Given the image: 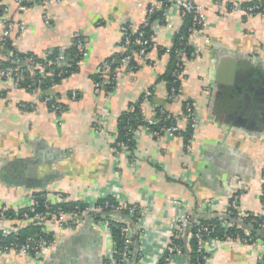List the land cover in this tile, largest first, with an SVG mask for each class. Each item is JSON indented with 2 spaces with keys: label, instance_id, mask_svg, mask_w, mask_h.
Segmentation results:
<instances>
[{
  "label": "crops",
  "instance_id": "0c3cea01",
  "mask_svg": "<svg viewBox=\"0 0 264 264\" xmlns=\"http://www.w3.org/2000/svg\"><path fill=\"white\" fill-rule=\"evenodd\" d=\"M151 1L49 0L18 12L15 0H0L1 60L11 59L1 46L6 28L12 49L22 55L66 53L75 34L87 54L77 73L43 93L65 107L58 115L40 93L0 79V208L21 210L35 194L53 202L57 193L89 205L111 199L136 206L139 218L130 228L142 253L140 264H160L172 221L186 214L197 220L225 216L237 197L240 212L264 215V18L229 9L259 0H221L220 8L214 0H166L146 58H134L137 69L118 68L114 90L95 95L97 67L122 52L120 27L143 23ZM178 1L200 7L204 24L196 47L190 45L196 57L182 59V93L172 99L160 77L169 61L166 51L184 24ZM147 90L153 92L141 108L144 118L163 109L181 132L188 128L184 99L192 101L196 127L188 148L182 137L154 136L142 126L133 132L131 152L116 148L120 115ZM42 226L55 242L42 262L10 254L0 255V264H106L112 254L110 232L96 222L84 219L67 229L53 222ZM208 247V264H259L260 251L239 240ZM172 264L187 259L176 257Z\"/></svg>",
  "mask_w": 264,
  "mask_h": 264
},
{
  "label": "built area",
  "instance_id": "2783aa9c",
  "mask_svg": "<svg viewBox=\"0 0 264 264\" xmlns=\"http://www.w3.org/2000/svg\"><path fill=\"white\" fill-rule=\"evenodd\" d=\"M49 0H15V7L16 11L22 12L27 7L25 4H42L46 3ZM215 5L220 8L221 7V0H214ZM161 2L157 0H152L145 10V19L143 21V26H149L152 30L156 20L154 22H151L150 16L152 15L153 11L155 9H160ZM178 5L180 7V10L182 14H188L192 16V26L189 29V39L187 43L189 45H192L196 47V41L201 36V29L203 28L204 24V13L203 10L195 5L194 3L190 1H178ZM230 10H236V9H242L246 17H254L259 16L264 18V3L262 5H255V6H242V5H231L229 7ZM19 30H24L23 24H18ZM120 33L122 35V43H121V51L125 52L127 50V47L130 46V35H137L138 40L137 43L140 45L139 51L137 53L133 54L134 58L138 59H145L147 56L146 49L149 47V40L143 38V32L138 31L137 27H131L122 25L120 27ZM9 37V29L6 28L3 31L2 36V44L1 46L5 44V40ZM152 40V37H150ZM74 40H76V48L78 51V54L81 56V60L78 63V66L80 68V64L86 57V50L84 47V44L80 41L81 37L79 34L74 35ZM166 52H169L168 50ZM9 57H12L13 53L12 51H8ZM197 55V52H191L189 55V59H194ZM130 55H123L121 60L119 61V67H127L131 60ZM65 56L63 54H58L55 59V64L58 68L63 67L65 64ZM184 58V55L180 58V63L178 64V69L175 71V82L179 83V86L177 88H172L169 93L170 98H175L178 95L182 93V81L184 79V66L182 59ZM1 59H0V79L9 81L14 87H19V84L21 82V75L23 74V70L21 69V66L25 67L27 66L28 72L32 74L37 73V75L43 77L46 75L44 66L40 63H33L30 60H24L21 61L20 59L15 60V67L11 66H2L1 65ZM50 65V64H49ZM114 74L110 72L109 64L104 61L102 62L96 69L95 73L97 74L98 78L100 80H103V82H95L93 81L94 86V94L100 95L103 92V84L106 83L109 80V76L113 75V81L116 82V71ZM31 92L38 93L36 89H32ZM152 92L150 90H147L145 94L143 95L142 102L140 104L141 108L144 105H147L150 103L152 99ZM77 97L76 92L70 93V99L75 100ZM43 102L47 105L48 109L55 113L56 115L62 113L63 108L61 105L52 100V97L46 96L43 99ZM184 106V112L182 115V118L186 121L187 125L189 126L190 130L193 132L196 127V118L194 115V104L189 99H184L183 102ZM132 109V108H131ZM130 109V110H131ZM163 114V113H162ZM166 118H173L171 115L167 114ZM174 121H176L175 118H173ZM146 123L148 126L155 125L157 122L153 119H147ZM146 131L150 132V127H144ZM152 135L157 136V132H150ZM163 135L166 137H181V130L176 125H173L171 127H168L163 130ZM192 136L186 141L185 147L188 148L191 142ZM117 146L119 147L120 151L127 152V148L124 143H117ZM43 198H45L42 195ZM54 200L51 201L47 198H45L44 208L47 209L45 214H35L34 216H29L28 214H24L21 219L18 218H7L4 216L3 212L6 210L5 208H0V233L3 237H7L12 234H17L18 230L24 226H8V223L10 222H17V224H25V226L32 222H37L40 224H46L53 222L55 223L59 229H67V228H74L78 226L84 219H86L88 216H91L95 218L96 216H101V214H104L106 210H109L110 216L107 218H101L97 219L94 222H96L100 227L105 229L106 231L110 232L111 228L116 224H120V232L123 239V249L120 252H116L115 248L113 246V251L111 256L106 260V264H140V261L142 260V253L140 251V247L137 245L136 242L131 238L132 235V229L128 224L124 222V219L121 217H115L111 214V212H118L121 213V206L113 207L111 206L108 201H104L102 205L94 204L89 205L82 203L80 207L75 206L72 210L65 211V209L62 207L65 203L68 202V198L62 194L57 193L54 195ZM38 206L37 201L35 200V197H32L30 200V204L28 205V209H30V213H34L35 208ZM51 207H55V209H52ZM229 208H237V213L235 214V217L238 221H243L244 219L250 218L251 222H256L254 219L257 215L247 214L244 212H240L237 207V197H235L229 204V207L227 211L225 212V217L230 216L232 213L230 212ZM130 214H133V209L129 210ZM195 223V226L197 228V231L194 235L195 240L197 241V249L196 252L201 257V261L203 264H208L209 260L211 258L212 252L210 251L209 247L210 245H213L219 240L215 238H209L207 237L209 234V228L211 226L209 225H201L198 222H195V219H193L189 214H186L185 216H182L179 219H174L172 221L173 223V232L172 237L169 245L166 248L165 254L162 257L161 261H163V264H172V261L176 257H183L184 256V249L186 248L187 252H190V249L187 247L188 240L191 236L187 234L185 237V233L188 230V228ZM232 226V224L228 222H224L221 224V228L224 230L229 229ZM258 228L260 231H264V222L258 223ZM258 237V236H257ZM177 239H183L185 241L183 246L173 244V240ZM187 240V241H186ZM239 242H241L244 245H248L251 247H254L260 251L258 255V263L264 264V240L261 238H254L251 236L250 231L247 229H244L243 232V238L239 239ZM55 245L54 240L52 242H47L43 240L42 238H28L24 244L21 245H11V246H0V255H10V254H23L26 256H29L30 258L34 259L37 262H42L44 259L45 254H47ZM135 247V262H133V258L131 259V247ZM118 255V259L114 258V255ZM138 262L136 263V261Z\"/></svg>",
  "mask_w": 264,
  "mask_h": 264
},
{
  "label": "trees",
  "instance_id": "16d2710c",
  "mask_svg": "<svg viewBox=\"0 0 264 264\" xmlns=\"http://www.w3.org/2000/svg\"><path fill=\"white\" fill-rule=\"evenodd\" d=\"M161 2V7L160 9H155L153 11L152 15L150 16L151 22L159 21L160 23H163V18L165 15V10L168 6V2L166 0H157ZM264 3V0H259L258 2L251 3V4H246L243 5L245 7L248 6H255V5H262ZM32 4L27 3L25 6L28 8ZM0 13H2V10H0ZM184 16V24L178 34L175 36V39L173 41V45L171 49L169 50V61L167 68L165 72L161 75L160 80L163 81L166 85L168 93H170V90L172 88H177L179 86L178 82H175V76L174 73L178 69V64L180 63V58L181 56L189 57L190 53L193 51L190 45L187 43L189 39V29L192 26V16L188 14H183ZM126 26H131L126 24ZM137 30L143 32V38L149 40V47L146 49V53H148L154 46L153 41L150 39V37L153 36L152 30L150 29L149 26L144 27L143 23H141L139 26H137ZM137 35H130V46L127 47V50L125 52H121L118 57L115 58V60H106V62L109 64V69L110 72L114 74L115 70L119 67V61L121 60L123 55H130L131 60L130 63L128 64V70H133L137 69L138 65L136 60L134 59L133 54L137 53L139 49L141 48L140 45L137 43V41L140 39H137ZM81 41V40H80ZM4 48L7 51H12L13 55L10 57L11 59L9 60H2L1 65L2 66H11L15 67V60L20 59L21 61L24 60H30L33 63H40L41 65L44 66V70L46 75L41 77L37 75L36 72L35 74H32L27 70V66L23 67L21 66V69L24 71L23 74L21 75V82L19 84V87L21 88H26L28 91H31L32 89H36L38 93H40V96L42 100L46 97L43 95L44 92L49 90L50 88L54 87L56 84H58L60 81L63 79L71 76L72 74H75L79 71V66L78 63L81 60V56L78 54L77 48H76V40H74V45L73 48L66 52L62 53L66 58L64 62V66L61 68H58L55 64V59L59 52H53V53H48L45 54L43 57L39 58L34 55H22L19 54L17 51L12 49L9 39L5 40ZM160 52H165L164 49H160ZM13 62V63H12ZM50 64V65H49ZM113 75L109 76V80L103 84V91L105 93H109L114 90L116 86V82L113 81ZM92 80L95 82H103V80H100L95 73L92 77ZM143 99V95L140 97V99L134 103H131L128 106V109L122 113L118 119V131H117V141H116V148L119 149L117 146V143H124L127 152H131L134 147V142H133V132L136 128L142 126V127H150V132H157V136L163 135V130L171 127L173 125H176V121H174L173 118H166V115L168 114L165 110L160 109V108H155L154 109V120L157 122L155 125L148 126L146 123V119L144 118L142 114V109H141V102ZM53 101H56L55 98L52 97ZM63 110H65L64 106L60 104ZM132 108V109H131ZM131 109V110H130ZM63 112V111H62ZM163 113V114H162ZM192 131L190 130L189 126L186 129V131L181 132V137L184 140V143L191 137ZM263 180H264V169H263ZM33 197H35V200L38 203V206L35 208L34 213H30V209L27 207L14 211L11 209H6L3 214L5 217L13 219V218H18L21 219L22 216L25 214H28L29 216H34L35 214H45L46 210L44 208V201L45 198L42 197L41 194H35ZM261 202L264 207V185L262 186L261 189V196H260ZM105 200L99 201V205H102ZM108 203L115 207L120 206L118 203L114 202L111 199L106 200ZM82 203L78 202H71L68 201L65 203L62 207L65 209V211L72 210L75 206L80 207ZM52 209H55V207H51ZM133 209V214H130L129 210ZM230 212L232 213L228 217L220 216L216 217L211 220H197L195 219V222H198L201 225H209L211 226L209 228V234L207 237L209 238H215L219 241H227V240H239L243 238V232L245 229V226H250L252 230L250 231L251 236L254 238H258L256 235V231H260L258 228V223H263L264 222V215H258L254 219L256 222H251L250 218L244 219L242 221L244 226L237 225L235 223L230 222V220H237L235 217V214L237 213V208H229ZM120 215L124 217V222L128 224L129 226L134 227L136 224L138 218H139V213L140 210L136 206H121L120 210ZM109 210H106L105 213L102 216H96L95 218L101 219V218H107L109 217ZM121 217V218H122ZM228 218V219H226ZM95 219V220H97ZM224 222H228L232 224V226L224 230L221 228V224ZM197 231V228L195 226V223L188 228V235L191 236L190 239L188 240L187 247L190 249V252H185L184 257L187 259V264H203L201 261V257L198 255L196 252L197 249V241L194 238V235ZM110 236L112 239L113 246L115 248V251L118 253L122 251L123 249V239L121 236L120 232V224H116L111 228L110 231ZM42 238L43 240L47 242H52L54 240V236L51 233H47L44 230V227L42 224L37 223V222H32L27 224L26 226L20 228L17 232V234H12L7 237H3L0 233V246H11V245H21L24 244L25 241L28 238ZM134 240V239H133ZM134 242H136L134 240ZM183 239H177L173 240V244L183 246L184 245ZM131 259L134 257L135 253V247H131ZM115 259H118V255H114ZM138 260L136 261V263ZM160 264H163V261H160Z\"/></svg>",
  "mask_w": 264,
  "mask_h": 264
},
{
  "label": "water",
  "instance_id": "95a60500",
  "mask_svg": "<svg viewBox=\"0 0 264 264\" xmlns=\"http://www.w3.org/2000/svg\"><path fill=\"white\" fill-rule=\"evenodd\" d=\"M111 214L114 215L115 217H122V216L120 215V213H118V212H111ZM102 215H103V214H101V216H102ZM224 217H225V216H224ZM122 218H124V217H122ZM95 219H97V218H93V217H91V216H88V217L85 219V221H86V222H88V221L94 222ZM226 219H228V218H226ZM228 220H229L230 222H232V223L237 224V225L244 226L243 223H242L241 221H238V220H230V219H228ZM245 229H247L248 231H251V230H252V228H251L250 226H245ZM187 234H188V230H187L186 233H185V237L187 236ZM256 235H257L259 238H261L262 240H264V231H256ZM185 252H187V251H186V248L184 249V253H185ZM135 257H136V254H134L133 262H135Z\"/></svg>",
  "mask_w": 264,
  "mask_h": 264
}]
</instances>
